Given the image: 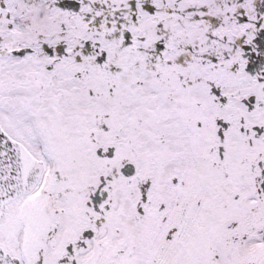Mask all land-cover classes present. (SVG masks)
Returning a JSON list of instances; mask_svg holds the SVG:
<instances>
[{"label":"snow or ice","instance_id":"1","mask_svg":"<svg viewBox=\"0 0 264 264\" xmlns=\"http://www.w3.org/2000/svg\"><path fill=\"white\" fill-rule=\"evenodd\" d=\"M0 264H264V0H0Z\"/></svg>","mask_w":264,"mask_h":264}]
</instances>
